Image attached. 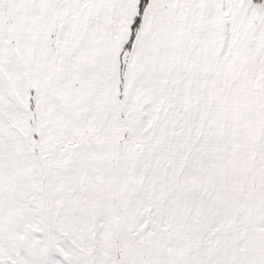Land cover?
Segmentation results:
<instances>
[{
  "label": "snow or ice",
  "instance_id": "snow-or-ice-1",
  "mask_svg": "<svg viewBox=\"0 0 264 264\" xmlns=\"http://www.w3.org/2000/svg\"><path fill=\"white\" fill-rule=\"evenodd\" d=\"M0 264H264V0H0Z\"/></svg>",
  "mask_w": 264,
  "mask_h": 264
}]
</instances>
